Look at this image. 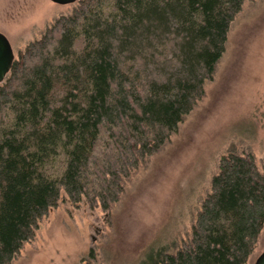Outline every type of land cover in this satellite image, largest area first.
Segmentation results:
<instances>
[{
  "label": "trees",
  "instance_id": "obj_1",
  "mask_svg": "<svg viewBox=\"0 0 264 264\" xmlns=\"http://www.w3.org/2000/svg\"><path fill=\"white\" fill-rule=\"evenodd\" d=\"M248 0H78L0 84V264L64 192L107 210L203 98ZM264 228V172L222 157L191 236L143 264H246Z\"/></svg>",
  "mask_w": 264,
  "mask_h": 264
},
{
  "label": "rangeland",
  "instance_id": "obj_2",
  "mask_svg": "<svg viewBox=\"0 0 264 264\" xmlns=\"http://www.w3.org/2000/svg\"><path fill=\"white\" fill-rule=\"evenodd\" d=\"M76 4L0 0V33L15 53L42 37ZM251 154L264 172V0H248L231 24L203 98L156 153L124 181L109 209L64 192L13 264H143L191 236L223 156ZM264 252V228L246 264Z\"/></svg>",
  "mask_w": 264,
  "mask_h": 264
},
{
  "label": "water",
  "instance_id": "obj_3",
  "mask_svg": "<svg viewBox=\"0 0 264 264\" xmlns=\"http://www.w3.org/2000/svg\"><path fill=\"white\" fill-rule=\"evenodd\" d=\"M55 4L70 5L78 0H51ZM15 62V53L8 38L0 33V84L4 82L10 73ZM255 264H264V252L257 259Z\"/></svg>",
  "mask_w": 264,
  "mask_h": 264
}]
</instances>
